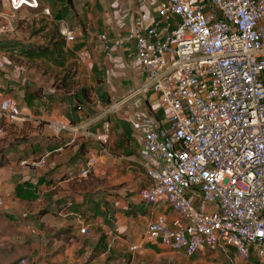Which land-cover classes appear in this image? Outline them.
Here are the masks:
<instances>
[{"label": "built area", "instance_id": "2783aa9c", "mask_svg": "<svg viewBox=\"0 0 264 264\" xmlns=\"http://www.w3.org/2000/svg\"><path fill=\"white\" fill-rule=\"evenodd\" d=\"M0 1L13 12L40 10L52 18L40 0ZM116 2L133 12L134 62L143 73L136 94L159 102L144 121L139 149L149 180L139 202L150 220L129 250L157 243L193 258L229 247L244 262L264 264V0ZM59 33L67 48L84 36L67 23ZM101 46L110 50L107 34ZM7 90L0 76V132L33 117ZM46 158L21 165L43 167ZM94 165L81 167L80 178ZM57 215L72 214L67 208Z\"/></svg>", "mask_w": 264, "mask_h": 264}, {"label": "crops", "instance_id": "0c3cea01", "mask_svg": "<svg viewBox=\"0 0 264 264\" xmlns=\"http://www.w3.org/2000/svg\"><path fill=\"white\" fill-rule=\"evenodd\" d=\"M107 1L100 0L104 5L100 15L105 21H111L108 26L115 32L116 43L108 37L110 50L105 52L100 41V53L107 58L117 50L134 61L133 12L116 0L113 5ZM49 2L51 0H40L42 6L50 8ZM144 15L148 17V12ZM63 21H67L66 16ZM118 32H122L121 38ZM128 43L132 46L125 47ZM72 50L78 57L90 61L86 50ZM97 51L93 49L94 57L100 55ZM110 58L120 60L119 56ZM131 80L130 83L129 78L119 79L117 88L109 87L107 95L114 92L115 98L126 95L133 88V78ZM125 81L130 83L131 89L125 90ZM81 84L91 88L82 81ZM34 104L29 109L32 120L25 124L32 129L35 127L34 132L37 130L34 135L39 138L38 146L33 147L38 151H31L33 147L29 143L31 152L24 156L13 160L3 154L0 159V264H13L19 257L30 264H149L162 255L183 260L182 254L157 243L151 244L162 248L155 249L148 244L138 252L129 250V245L143 236H140L138 223L146 218L137 214L135 205L140 203L139 191L149 184L139 149L144 138V121L150 111L145 113L138 105L124 108L120 105L110 112L114 106L94 104V98L81 110L67 107L66 111H61ZM55 122L70 128L59 130ZM25 124L5 125L3 131L9 135L12 127L17 129ZM44 156L47 158L43 167L21 165L22 160L38 162ZM89 161L95 162L97 168H94L98 171H91L88 178L82 179L80 168ZM12 167L14 171L8 170ZM67 208L72 215L67 218L57 215L59 210ZM79 217L84 218L85 225ZM148 217L149 223L150 215ZM168 217L176 227L174 215ZM83 227L88 228L85 234L81 233Z\"/></svg>", "mask_w": 264, "mask_h": 264}, {"label": "rangeland", "instance_id": "374dc122", "mask_svg": "<svg viewBox=\"0 0 264 264\" xmlns=\"http://www.w3.org/2000/svg\"><path fill=\"white\" fill-rule=\"evenodd\" d=\"M51 0L48 5L52 6V18L45 17L40 10H23L20 12H13L8 6L0 2V76L4 80L7 86V92L10 94L19 106L25 107L31 110L33 105L31 104V97L35 95L32 91L33 89L26 90L25 84L28 80L35 81L39 84H43L42 88L43 94L55 96L57 102L54 106H50L46 99H43L42 104L44 106H49L52 109H60L61 111H66L67 107L72 109L79 108L74 97L65 96L61 93L56 92L55 80L57 79V74L60 70H52L48 73V66L46 64H41L39 62L33 63L31 66L29 64H21L17 57L13 59V53L20 50V44L29 42H44L45 32L40 31L43 26H56L57 28L62 23H69L74 27L80 28L84 31V36L79 38L76 43H74L68 49H76L79 52L86 50L90 57V61L84 57H79L78 65L80 66V80L84 85H89L92 90H94L96 96L94 95V104H104L107 106H128L138 105L141 111L145 113L158 108V100L156 96H146L136 94V90L141 86L142 72L138 65L131 60L128 54H123L117 50H113L109 56L100 53L99 42L101 41V36L107 34L109 39L116 43L115 32L111 26H108V22L105 21L104 17L100 15V12L104 9L103 4L100 0H72L73 9L68 5V0ZM58 2V5H57ZM107 2L113 5V0H108ZM107 4V3H106ZM6 7V8H5ZM53 7V8H52ZM58 7V10L54 9ZM60 9V10H59ZM5 10V11H4ZM67 17V21L64 22L63 18ZM106 22V23H105ZM109 27V28H108ZM119 34V32H118ZM91 38L94 39L91 42ZM115 40V41H114ZM113 44V45H114ZM131 45L132 43L126 44L125 47ZM101 46V45H100ZM86 48V49H85ZM97 48L96 53L100 54L94 57L93 49ZM112 57H120L118 61H111ZM15 61H13V60ZM119 62V63H118ZM45 71V73H44ZM47 74V75H45ZM136 77V81H134ZM129 78L131 83L133 78V88L129 93L124 96L116 97L115 92L110 96L107 95V89L117 88V83L119 79ZM139 79V80H138ZM131 80V81H130ZM130 83L125 81L124 88L129 90ZM37 89V88H34ZM110 92V91H109ZM111 93V92H110ZM98 95V98H97ZM36 105L40 106V102L36 101ZM87 103H82L81 108L87 107ZM80 108V110H81ZM122 108V109H123ZM44 112L47 109L43 108ZM50 109V110H52ZM112 109L110 112H114ZM34 126V125H33ZM39 127V124L37 125ZM11 128L10 134L7 135L5 131L0 132V159L3 154L9 156V158L17 159L29 153L31 150L29 143L32 147L38 146V140L34 134V129L29 128L27 124L25 126H17ZM18 131V135L15 132ZM39 131V130H38ZM20 132V133H19ZM108 142V141H107ZM35 150V147L31 151ZM30 151V152H31ZM35 151H38L37 149ZM96 168V164L94 165ZM26 167V166H25ZM93 167L91 171L97 172L98 169ZM30 170L34 168L30 167ZM8 170H13L14 168H8ZM90 171V173H91ZM90 175V174H89ZM88 175V177H89ZM87 177V178H88ZM18 190V188H16ZM135 210L138 215L145 216L138 223L140 236L144 234L148 227V215H150V209L143 207L137 202L135 205ZM163 211V210H162ZM169 216H173L172 210L170 208L166 209ZM148 247H153L155 249L162 248L157 244H149ZM200 259L196 261V258ZM1 259V258H0ZM3 259V257H2ZM22 257L15 260V264L21 263ZM27 260V259H26ZM24 264H30L27 260ZM149 264H261L255 260L250 262H244L239 259L236 251L229 247H223L221 249L209 250L204 254H200L191 259H183L181 261H176L170 259L169 256H163L157 261H152Z\"/></svg>", "mask_w": 264, "mask_h": 264}, {"label": "trees", "instance_id": "16d2710c", "mask_svg": "<svg viewBox=\"0 0 264 264\" xmlns=\"http://www.w3.org/2000/svg\"><path fill=\"white\" fill-rule=\"evenodd\" d=\"M55 27L49 28L48 25L40 28V31L45 32L44 42L22 43L20 44V50L13 53L12 57L13 59L17 57L21 64L32 65L35 62L46 64L48 66L47 74L54 69L60 70L59 73H55L57 74L54 84L56 92L74 97L77 105H79L77 109L80 110L82 103L93 102V90L81 84L79 57L76 51L66 47L65 40L60 36L59 26ZM32 91L35 93L30 100L32 105L36 101H39L41 106L44 105L42 104L43 99H46L51 107L57 102L55 96L43 94L42 88L33 89Z\"/></svg>", "mask_w": 264, "mask_h": 264}, {"label": "water", "instance_id": "95a60500", "mask_svg": "<svg viewBox=\"0 0 264 264\" xmlns=\"http://www.w3.org/2000/svg\"><path fill=\"white\" fill-rule=\"evenodd\" d=\"M68 4L71 6V8L73 9V1L72 0H68ZM44 85L43 84H39L35 81L32 80H28L25 84V89L29 90V89H34V88H43ZM15 264V263H13Z\"/></svg>", "mask_w": 264, "mask_h": 264}, {"label": "flooded vegetation", "instance_id": "af4514ba", "mask_svg": "<svg viewBox=\"0 0 264 264\" xmlns=\"http://www.w3.org/2000/svg\"><path fill=\"white\" fill-rule=\"evenodd\" d=\"M193 258H194V257H193ZM184 259H188V258H184ZM189 259H191V258H189ZM199 259H200V258H199V257H197V258H196V261H197V260H199Z\"/></svg>", "mask_w": 264, "mask_h": 264}]
</instances>
